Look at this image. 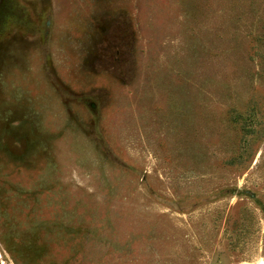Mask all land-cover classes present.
I'll return each instance as SVG.
<instances>
[{
  "label": "rangeland",
  "instance_id": "rangeland-1",
  "mask_svg": "<svg viewBox=\"0 0 264 264\" xmlns=\"http://www.w3.org/2000/svg\"><path fill=\"white\" fill-rule=\"evenodd\" d=\"M0 264H264V0H0Z\"/></svg>",
  "mask_w": 264,
  "mask_h": 264
}]
</instances>
